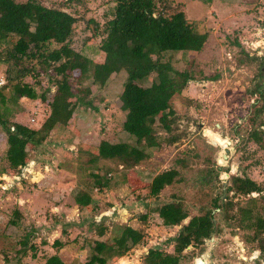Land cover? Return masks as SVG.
<instances>
[{
    "label": "rangeland",
    "instance_id": "obj_1",
    "mask_svg": "<svg viewBox=\"0 0 264 264\" xmlns=\"http://www.w3.org/2000/svg\"><path fill=\"white\" fill-rule=\"evenodd\" d=\"M38 1L76 15L72 48L97 62L104 60L98 47L104 34L95 35L94 25L87 20L93 18L103 27L113 17L116 0ZM169 2L172 9L184 10L209 33L202 50L172 53L176 67L193 74L170 100L177 117L175 132L182 137L174 144L150 149L140 163L130 166L98 155L103 140L134 142L122 128L125 113L120 95L126 71L113 73L104 87L83 80L82 87L90 85V92L75 93L91 99L94 105L78 102L75 106L76 97L68 95L72 111L68 124L58 123L42 131L43 141L29 145L28 163L21 169L8 167L7 136L0 125V170L7 167L0 173V264H48L53 255L65 264H80L97 239H109L118 226L126 224L144 231L145 239L124 255H112L106 264H145L150 248L173 252L174 243L169 238L180 229L179 225L162 224L151 209L181 193L190 214L184 220L187 222L203 205L210 204L212 193L225 194L231 173L245 171L256 181L263 180L264 131L263 139L257 142L261 133L255 125V109L264 98L256 91L257 83L264 85V66H260L264 63V0ZM58 64L39 65L38 72L23 78L34 87L37 97L7 98L11 121L35 129L49 121L50 102L57 91L52 77H63L56 71ZM7 67L0 62V89L8 82ZM79 73L77 69L69 73L73 89L80 86L75 80ZM154 77L155 73L140 83L149 84ZM10 89L7 86L3 93L9 96ZM4 106L0 100V109ZM254 130L253 138L248 139ZM176 158L186 159L185 166L176 165L181 170L180 180L159 195H151L152 179L172 167ZM93 173L109 176L111 187L100 190L94 185ZM84 190H90L94 198L88 206L76 200L78 192ZM247 199L242 194L234 196V202ZM259 211L264 217V209ZM146 213L148 218L142 220ZM227 214L235 218L216 214L222 231L206 238L204 244L189 245L181 264H264V252L258 240L252 239L254 229L239 224L238 204ZM260 236L264 237V230Z\"/></svg>",
    "mask_w": 264,
    "mask_h": 264
},
{
    "label": "trees",
    "instance_id": "obj_2",
    "mask_svg": "<svg viewBox=\"0 0 264 264\" xmlns=\"http://www.w3.org/2000/svg\"><path fill=\"white\" fill-rule=\"evenodd\" d=\"M172 7L169 0H116L113 17L103 27L93 18L88 19V24L94 25L95 35L104 34L98 46L104 52V60L97 62L82 52H76L71 46L74 23L78 20L73 13L47 6L38 0H0V62L8 64V82L0 89V100L2 106L5 105L0 109V125L7 136L8 167L23 168L28 163L29 145H38L43 141L42 131L58 123L68 124L72 112L68 95L76 97L75 106L78 102L94 105L91 99L77 97L75 93L90 92V85L82 87L83 80L89 79L92 84L104 87L112 74L120 71H126L120 95L121 109L125 113L122 128L134 138V142L103 140L98 155L130 166L140 163L150 149L179 141L182 134L175 132L177 117L170 100L193 79V74L188 69L176 67L172 53L202 50L209 33L202 31L199 22L189 19L184 10ZM57 61L56 71L63 77H52L57 91L50 102L49 121L39 129L11 121L8 118L10 108L6 105L7 98H36L34 87L24 82L23 78L38 72L39 65L46 68ZM260 66L262 69L264 63L261 62ZM76 69L80 73L75 80L80 86L73 89L69 73ZM153 73L156 77L149 84L140 83ZM7 86L12 87L9 96L3 93ZM260 86L264 85L257 83L256 91L264 95V89L260 90ZM263 112L264 98L255 109V125L261 133L257 135V142L263 139ZM257 118H260L259 122ZM255 131H251L247 138L252 139ZM185 160L176 158L172 167L157 174L149 184L150 194L159 195L166 186L179 181L181 177L177 176L181 170L177 166H185ZM213 161L215 163V159ZM4 171H7V167H2L0 173ZM93 177L94 185L100 190L111 187L109 176L93 173ZM202 181L204 185L209 183L205 178ZM254 192L258 195H252ZM240 194L248 196L247 201L234 202V196ZM76 197L82 206H88L94 200L90 190L79 191ZM172 197L151 210L158 214L165 226H180L177 235L169 238L174 243V251L150 248L145 256V264H181L185 256L183 251L189 245L204 244L206 238L222 231L216 214L235 218L227 214L235 204H238L240 213L239 224L254 229L252 239L258 240V246L264 252V237L259 238L264 230V217L259 211L260 208L264 209V177L256 181L245 171L231 173L225 194L220 191L212 193L210 204L203 205L199 213L192 215L187 222L184 220L190 214L184 195L174 193ZM147 218L148 213L141 215L142 220ZM13 222L15 224V220ZM144 239L145 232L141 229L128 224L118 226L109 239H97L90 255L80 264H106L112 255H124ZM48 264L65 263L59 256L53 255L48 258Z\"/></svg>",
    "mask_w": 264,
    "mask_h": 264
},
{
    "label": "built area",
    "instance_id": "obj_3",
    "mask_svg": "<svg viewBox=\"0 0 264 264\" xmlns=\"http://www.w3.org/2000/svg\"><path fill=\"white\" fill-rule=\"evenodd\" d=\"M1 83V82H0Z\"/></svg>",
    "mask_w": 264,
    "mask_h": 264
}]
</instances>
